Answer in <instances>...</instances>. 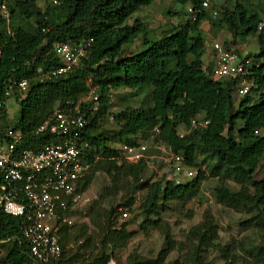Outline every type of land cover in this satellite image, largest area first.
Masks as SVG:
<instances>
[{
    "label": "trees",
    "instance_id": "obj_1",
    "mask_svg": "<svg viewBox=\"0 0 264 264\" xmlns=\"http://www.w3.org/2000/svg\"><path fill=\"white\" fill-rule=\"evenodd\" d=\"M154 1L59 0L52 4L46 0L41 7L37 0H13L9 4L12 35L6 34L0 22V101L6 103L5 92L10 89L19 100V109L16 121L10 122L3 107L0 130L11 125L23 133L15 152L37 150L54 138L32 131L54 110L85 98L91 87L99 95L100 110L83 133L90 145L91 168L80 180L81 190L89 188L97 173L104 174L108 183L84 214L72 212L88 222L59 228L62 253L57 264H108L110 260L115 264H208L211 252L224 264H264V6L251 0H223L214 18L201 9L186 23L179 22L150 39V29L141 18L130 24L127 19ZM173 1L196 9L204 0ZM30 20L33 26L26 25ZM204 20L213 29L229 31L227 48L237 38L255 36L258 49L247 54L254 62L247 75L252 86L245 95H236L237 78H215L212 65L204 66L206 38L200 33ZM139 35L141 49L127 50ZM57 43L89 44L70 71L53 76L50 72L63 65L55 50ZM21 79L28 81L23 92L17 85ZM120 90L136 91L142 101L137 107L127 105L110 113V95ZM200 116L209 124L189 129L191 120ZM108 121L112 130L106 126ZM181 132L186 133L181 136ZM3 139L0 132V145ZM141 139L183 156L184 164L195 168L197 175L174 184L165 175L148 174L143 160L135 164L121 160L117 142L137 145ZM208 178L216 181L213 196L218 204L246 213L239 225L256 234L254 241L246 238L220 244L215 218L207 210L188 230L185 241L174 240L162 212L172 203L194 198ZM138 192L142 197L136 210L145 217L141 228L158 231L163 243L153 258L133 250L123 260L116 253L128 247L133 232L120 209L128 215L133 212ZM117 197L119 202L112 204L111 199ZM20 221V217L0 213V239L15 236L0 243V264L31 260L21 243ZM69 242L76 247L67 248ZM175 251L184 257L169 259Z\"/></svg>",
    "mask_w": 264,
    "mask_h": 264
},
{
    "label": "built area",
    "instance_id": "obj_2",
    "mask_svg": "<svg viewBox=\"0 0 264 264\" xmlns=\"http://www.w3.org/2000/svg\"><path fill=\"white\" fill-rule=\"evenodd\" d=\"M12 1L0 0V21L8 35H12L9 10ZM47 1L52 4L59 2ZM207 7L209 1H203L202 8ZM188 11L195 17L196 9L189 7ZM261 25L262 22L259 27ZM88 44H55V50L61 56L63 65L52 70L50 74L58 76L70 71L84 55ZM212 49L215 52V77H238L236 95L248 93L252 81L246 76L253 70V60L240 57L235 51L225 48L220 40L213 42ZM17 85L23 92L28 86V81L21 79ZM11 94L10 89H7L6 97ZM5 105L6 103L0 101V117ZM99 110V95L93 87L85 98L54 110L49 118L32 131L34 134L47 132L54 138L37 150L24 149L15 152V146L22 141L23 133L11 125L3 127V131L0 130L4 136L0 145V213L21 218V243L25 244L31 258L24 263L13 264H57L56 260L62 253L59 228L64 224L73 225L76 216L73 213L81 211L84 214L86 208L81 210L80 205L88 206L91 202L87 190H81L80 183L91 168L87 159L90 145L83 133L89 120H93ZM110 118L112 119L111 116ZM97 122L100 123L101 118H98ZM208 124L209 120L200 116L191 120L189 129L206 127ZM186 132H181L180 135ZM149 148L153 149L152 153L147 152ZM119 149L121 160L132 164L143 160L154 173L165 175V178L174 184L190 180L198 173L195 168L184 164L183 156L175 154L164 145L121 144ZM95 159L97 160L98 156H95ZM120 212L122 218L128 216L126 209L122 208ZM14 237L0 239V243L10 241ZM75 247V242L67 244V248Z\"/></svg>",
    "mask_w": 264,
    "mask_h": 264
},
{
    "label": "rangeland",
    "instance_id": "obj_3",
    "mask_svg": "<svg viewBox=\"0 0 264 264\" xmlns=\"http://www.w3.org/2000/svg\"><path fill=\"white\" fill-rule=\"evenodd\" d=\"M235 0H229V2H234ZM46 0H37L39 6L44 7ZM223 0H212L209 2V7L206 9L210 16L214 18L216 16V7L222 4ZM253 3H261V6H264V0H251ZM264 8V7H263ZM174 12H179L180 14H174ZM141 18L147 27L150 29L148 37L150 39L158 38L160 33L165 30L171 29L173 26L177 25L179 22L186 23L189 20V13L187 12V6L179 4L173 0H155L148 6L140 8L137 12L131 15L127 19V23H131L136 18ZM28 26H33L34 22L32 20L27 21ZM200 33L206 38V51L202 57L204 62L208 60V52L211 49L212 39L217 40H230L231 35L225 27L219 29H213L208 20H204L200 25ZM235 48L240 52L244 47V53H255L258 49L256 38L253 35L247 36L244 40L236 39ZM241 44V48L237 45ZM142 47V35H139L135 39L134 43L128 46L126 49L132 52H137ZM211 59V56H209ZM111 102L109 105L110 113H118L125 106L137 107L142 101V94L136 91L120 90L111 93ZM21 99V98H20ZM19 109V100L15 98L14 95H10L6 101V114L10 122H14L18 116ZM107 127L112 130L114 128L113 124L108 121L106 124ZM123 142H117L116 147ZM139 143H146L144 140H139ZM152 172V169H148V174ZM156 177L159 174L155 173ZM108 183L107 177L102 173H97L93 178V182L90 184L87 189V196L92 200L97 197L98 192L101 187ZM216 184V181L212 178H208L203 181L200 187L199 194L194 198L182 201L178 203H172L169 208H166L162 212V218L169 223L171 228V234L174 240L185 241V236L188 230L197 223L200 222L203 213L207 210L210 211L214 216L217 228L219 243L226 244L230 241H238L246 238L253 240L257 237L256 234L250 229H242L239 225L241 218L246 216V213L239 212L234 209L227 208L218 204L213 196V188ZM233 188L237 186L229 182ZM120 196V194H119ZM136 203L134 205V211L129 213L128 218L130 224L128 229L133 232V238L130 240L128 247L116 253L117 256H120L123 260L124 258L133 250H136L141 256L153 258L160 250L163 238L158 231L155 229H148L147 231L142 230L141 223L144 222L145 217L141 215L137 210V206L141 201L142 192L136 193ZM112 204H117L119 202V197L113 198L110 201ZM81 210H84L87 205L81 204ZM104 207H108V204H104ZM78 208V207H77ZM77 208L75 210H77ZM79 208V209H80ZM78 209V210H79ZM128 220V219H126ZM75 222H88V219L80 216H74ZM124 221V220H123ZM121 221V222H123ZM184 253L173 252L171 253L169 259H182ZM110 262V263H109ZM108 264H115L114 260L109 261ZM208 264H224L220 259L219 255L216 252L209 253Z\"/></svg>",
    "mask_w": 264,
    "mask_h": 264
},
{
    "label": "clouds",
    "instance_id": "obj_4",
    "mask_svg": "<svg viewBox=\"0 0 264 264\" xmlns=\"http://www.w3.org/2000/svg\"><path fill=\"white\" fill-rule=\"evenodd\" d=\"M204 1H206V0H204ZM209 2H210V0H208ZM189 7H193L192 5H189V6H187V12L189 13V15H190V17H192V18H194L193 17V13H191V12H189L188 11V8ZM194 8V7H193ZM208 8V7H207ZM207 8H202V3H201V7H199V8H196V10H197V12H195V13H198L201 9H203V10H206ZM195 9V8H194ZM215 13H216V11H214ZM217 14V13H216ZM263 23V22H262ZM261 27V26H260ZM217 39H212L211 40V50L213 51V54H214V57H215V52H214V50L212 49V44H213V42L214 41H216ZM220 41H222L223 42V44H224V47H225V41H230V40H223V39H221ZM237 47H239V48H241V44H239V45H237ZM225 48H227V47H225ZM227 49H230V50H233V51H235L240 57H246V58H251V57H249L247 54L248 53H244L243 52V50H244V47H243V49H241L242 50V52H240L237 48H235V44H231V46H230V48H227ZM252 59V58H251ZM253 60V59H252ZM214 71H215V61H214ZM215 74V73H214ZM214 77H215V75H214ZM225 77H230V76H225ZM216 78V77H215ZM220 78H222V77H220ZM232 78H237L238 79V83H239V78L238 77H232ZM246 78H247V76H246ZM219 79V78H218ZM248 79V78H247ZM250 81V80H249ZM252 86V85H251ZM237 87V86H236ZM235 90H236V88H235Z\"/></svg>",
    "mask_w": 264,
    "mask_h": 264
},
{
    "label": "crops",
    "instance_id": "obj_5",
    "mask_svg": "<svg viewBox=\"0 0 264 264\" xmlns=\"http://www.w3.org/2000/svg\"><path fill=\"white\" fill-rule=\"evenodd\" d=\"M1 22V21H0ZM2 23V22H1ZM3 27H4V24L2 23ZM216 39V38H215ZM211 41V40H210ZM243 48V47H242ZM206 50V48H205ZM209 56H211V59H209ZM214 61H215V57H214V54H213V51L210 49L209 52H208V60L207 62H204V66H208V65H212V67H214ZM5 112H6V105H5ZM1 115H2V112H1ZM1 118V117H0Z\"/></svg>",
    "mask_w": 264,
    "mask_h": 264
}]
</instances>
